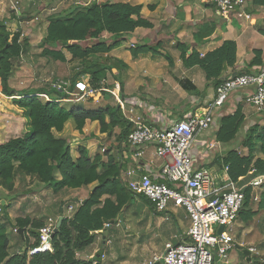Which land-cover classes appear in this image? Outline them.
I'll list each match as a JSON object with an SVG mask.
<instances>
[{
    "label": "trees",
    "instance_id": "1",
    "mask_svg": "<svg viewBox=\"0 0 264 264\" xmlns=\"http://www.w3.org/2000/svg\"><path fill=\"white\" fill-rule=\"evenodd\" d=\"M47 1L25 2L24 10L20 9L19 14L8 10L9 20H16L19 25L22 21L29 22L32 20L27 15L30 13L29 9L37 2L39 6H46ZM141 7L117 2L97 3L92 0L86 6L78 5L72 10L48 17L46 35L41 44L45 47L42 55L79 66V70L72 76L70 92L74 91L77 78L80 80L85 76H89V83L93 88H97L108 75L112 80L108 84L109 89L119 83V71L125 69L126 64L109 54L126 42V37L131 38L136 29L151 27L142 18ZM4 24L6 23H0V94L9 98L17 97L10 101L14 112H19L15 114L22 118L23 127L16 136L0 143V187L10 192L8 195L14 194L11 192L14 191L17 177L34 178L40 184L52 187L55 194L65 189L76 190L93 184L95 186L71 218L62 217V223L51 240L52 252L29 255V251L39 245L38 231L45 225L46 220L36 215L12 220L6 214V206L0 203V264H92L90 261L77 259L75 254L94 242L95 237L91 233L95 235V232L103 229L105 223H117L124 209L134 204L135 196L119 180L122 166L114 155L106 154V162L102 161L100 154L89 159L88 151L82 147L74 160L68 140L57 138L53 132H62L69 120H72L75 130L80 132L86 122H97L100 133L119 128V140L125 141L131 132V126L123 119L117 106L105 105L89 109L83 105L59 104L54 100L72 98L52 89L15 92L9 86V76L13 71V63L19 61L21 54L27 50L28 40L20 32L10 33ZM209 28L202 27L194 34L195 40L204 41L211 34ZM129 48L132 59L150 52L162 56L146 44H131ZM62 50L69 55L68 59ZM186 51L187 49H182L181 52L183 64L187 67L198 65L204 71L205 79L213 82L215 86L225 80L220 78L227 68L235 67L236 45L233 41L223 42L221 47L202 58L197 51L186 56ZM163 57L169 65L172 64L170 56L165 54ZM261 65V54L257 51L247 65V72ZM114 72H118V75ZM37 94L49 95L51 101L44 100ZM244 120L240 106L233 115L222 117L215 134L216 141L224 145L233 142L243 129ZM241 142L242 148H247L246 155L232 150L224 157L223 165L228 167L233 181L244 178L243 181L247 182L258 175H264V125L249 129L243 134ZM55 173L59 174V178L54 177ZM259 190L258 202H255L252 189H244L245 200L240 213L245 212L250 216L256 213L250 207L252 203H257V212L260 209L264 212V181ZM8 195H0V201ZM104 195L108 197L102 200ZM138 198L149 203L142 197ZM250 220L248 217V223ZM54 221L58 220L55 218ZM7 227L16 233L17 230L22 231V235L17 233V236L25 247L23 251L9 254L12 246ZM29 237L34 238L32 244L29 243ZM44 248H48V245Z\"/></svg>",
    "mask_w": 264,
    "mask_h": 264
},
{
    "label": "crops",
    "instance_id": "2",
    "mask_svg": "<svg viewBox=\"0 0 264 264\" xmlns=\"http://www.w3.org/2000/svg\"><path fill=\"white\" fill-rule=\"evenodd\" d=\"M68 1L65 11H60L72 10L78 5L86 6L92 0H48L47 5L52 8L57 2L60 5ZM96 2H117L132 6L141 5V16L151 26L149 28L136 29L131 35L130 41L126 42V45L119 46V51L117 49L111 51L109 56L117 58L126 64L125 69L119 71L120 96L127 102L131 100L135 105L136 113L143 116L146 123L152 127H167L174 121L183 120L191 116L198 112L213 96L216 86L213 82L205 79V73L198 65L187 67L183 64L181 59L182 49H187L186 56H190L192 51H197L199 57L202 58L221 47L223 42L233 41L236 45L235 67L227 68L220 79L224 80L239 73L252 74L264 70V32L261 26V18L264 16V0H246V11H249L248 13L252 16L250 21L238 20L235 17H221L215 12L213 0H96ZM6 3V0H0V23L9 21L8 12H4L7 6ZM46 6H39V10ZM45 11V9L40 10L41 14ZM204 26L210 27L211 34L204 41L197 42L194 34ZM143 41H146L147 43L144 42V44L154 48L162 56L150 52L140 54L136 59H132L129 52L130 45ZM257 51L261 54L262 65L255 66L250 72H247V65L253 60ZM165 54L170 56L172 64L169 65L168 61L163 57ZM114 74L118 75V72H114ZM8 83L15 92L26 91H16V88L12 85V77H9ZM252 92L253 88L249 87L231 93L223 107L215 112L210 127L195 138L190 150L191 162L195 169H206L211 173L221 174L224 169L223 159L227 153L232 150L239 154L242 153L241 141L243 134L255 126L264 125V110L256 112L255 109L245 102V98ZM11 98L0 94V143L6 142L12 136H16L23 127V120L19 114H15L16 111L14 112L11 105ZM109 98H112V102L115 103L111 95ZM239 106L243 115L246 116V118L244 117L243 129L237 138L228 145L217 142L215 134L219 128L221 118L233 115ZM90 124L91 122H86L81 133L75 130L73 125L72 135L75 137H86V135L90 134L87 132L90 129ZM98 132L99 137L106 138L108 133H113L112 145L114 147L106 150V152L104 151V155L101 156L103 162H106L107 155H114L115 159L120 162L122 166L120 181L124 183L128 179L137 180L142 175H148L156 181H161L158 174L165 159L156 156L153 145L145 146L139 150L141 156L136 157V154H138L137 150L130 147L126 140H119L121 132L119 128L109 129L106 133ZM87 142H90V139H87ZM95 155V153L88 152L89 159H92ZM258 157L262 158L261 155H258ZM73 158L75 160L77 156ZM130 170H133L134 173L128 177L127 172ZM57 175L59 176V174ZM241 182L240 185L245 183L243 180ZM94 186L95 184L90 185L87 189L91 190ZM83 189L85 188L73 191L85 192ZM14 195L17 196V192ZM107 197V195H104L102 200ZM86 198H75L74 205H71V207L75 208L78 202H82ZM18 209H20L21 213H24L23 207L20 206ZM63 210L64 207H61L59 215L63 214ZM175 211L177 210L172 209L167 214L170 212L175 213ZM30 213L25 212L24 216ZM64 214H67V207ZM31 215L38 216L37 212ZM120 216L123 217V215ZM48 218L55 219L53 215L47 214L44 220ZM57 218L59 219L61 216ZM111 224L109 225L111 226ZM116 225H119L118 221ZM99 233L102 235H98ZM104 233L105 231L103 230L95 232L94 242L78 254H84L86 261H90L92 264L95 261L97 264H102L106 259V254L103 250L110 243L104 237ZM186 233L179 236L178 241L181 238L186 239ZM238 244L240 246L243 245V247L236 248V245L229 253L226 261L215 257L214 264H264V239L257 246L252 245L247 240ZM245 247H254L258 252V257L256 258L259 259H255L252 254L245 253L247 252ZM24 249L25 247L20 250L17 249L13 254ZM102 256H104L103 260L101 259ZM154 256L158 257L159 255L157 256V253H154ZM116 260L118 259L116 258Z\"/></svg>",
    "mask_w": 264,
    "mask_h": 264
},
{
    "label": "built area",
    "instance_id": "3",
    "mask_svg": "<svg viewBox=\"0 0 264 264\" xmlns=\"http://www.w3.org/2000/svg\"><path fill=\"white\" fill-rule=\"evenodd\" d=\"M23 1L33 3L37 0H6L10 5L8 10L19 14ZM45 1L41 0L42 3ZM213 3L217 14L223 18L235 17L245 21L252 19L251 14L246 11V0H213ZM261 26L264 32V16L261 18ZM83 79L74 82L73 92L69 91L71 84L65 80L55 82L52 89L68 95L75 102L83 103L87 99L99 101L104 94H110L123 119L131 126L126 143L137 150L136 157L141 156L139 150L153 145L156 156L165 159L158 174L161 181L148 175H142L137 180L128 179L124 183L129 192L147 200L158 213L183 208L188 214L190 226L186 239L181 238L177 244H165L164 253L154 256L146 264H214L215 257L226 261L229 253L236 247L232 225L242 210L244 189L250 187L254 191L262 185L264 176H257L240 185L242 179L233 181L228 167H224L221 174L195 169L190 150L195 138L210 127L215 112L223 107L231 93L252 87L253 92L245 98L246 104L256 112L264 110V70L259 73L236 74L225 79L215 87L211 100L198 112L163 128L148 125L143 116L136 113L132 101L123 100L119 83L109 89L107 79H103L97 88H93L89 78L87 81ZM44 98L50 101L47 96ZM133 173V170L128 171V177ZM255 200L258 201L257 195L254 196ZM200 202L204 206L200 207ZM72 211L73 208L68 206L67 214ZM56 224L52 218L46 220L38 231L39 245L30 250L29 255L49 250ZM220 226L223 229L218 233ZM109 227V224L104 225V228ZM45 245L48 248H44ZM247 250L249 254L258 256L254 247Z\"/></svg>",
    "mask_w": 264,
    "mask_h": 264
},
{
    "label": "rangeland",
    "instance_id": "4",
    "mask_svg": "<svg viewBox=\"0 0 264 264\" xmlns=\"http://www.w3.org/2000/svg\"><path fill=\"white\" fill-rule=\"evenodd\" d=\"M25 2L26 1H23L21 3L20 9L23 10ZM68 3L69 1L58 5L57 2L52 6L54 10H50V5H47L45 8L40 9L41 11L43 9L46 10L41 14L40 10L38 11L40 4L37 2V4L30 10V13L27 14L32 18L31 21H22L21 25H19L16 20H9L4 24L10 33L20 32L23 37H27L28 40L27 50L21 54L19 61L13 63V71L9 76L13 79L12 85L16 88V91L37 89L50 91L58 80H65L71 84L72 76L79 70V66L67 61H56L52 57L42 55V51L45 47L41 45L42 39L46 35L48 17L54 14H61L63 11L60 10L65 11V7H67ZM6 4L7 6L4 9V12H8L10 6L8 3ZM129 41L130 38L126 37V42ZM126 42H123L121 45H126ZM144 42L147 43L146 41H143L139 42V45L144 44ZM116 49L119 51V47ZM63 54L66 59L69 58V55L65 51H63ZM82 78L87 81L89 76ZM107 79L110 84L112 81L111 76L108 75ZM37 96L44 100H46L44 96H47L50 99L49 95L38 94ZM109 97L110 94H104L99 101L87 99L84 103L75 102L73 101L74 99H59L63 101L54 100V102L64 105L82 104L85 108L91 109L105 105L114 106L115 103L112 102V98ZM244 117L246 118V116ZM72 126L73 122L72 120H69L65 124V129H63L62 132H53L57 138L68 140L72 159H74L73 157L78 156V150L82 147H87L88 149H86L88 152L100 154L102 156L106 150L114 147L112 145L113 133H108L107 138L99 137V124L97 122H91L90 129L87 130L90 134L86 135V137L73 136L72 131L74 128ZM85 138L90 139V142H87V139ZM242 149L241 154L246 155L247 148ZM54 177L59 178L57 173L54 174ZM87 188L88 187L83 189L85 192L65 189L64 191L55 194L52 191V187L40 184L34 178L29 179V177H17L14 181V191L11 192H17V196L14 194L5 196L0 203L4 202V205L6 206V214L12 220L24 216L25 212H31L29 215L37 212L42 220L47 214L53 215L58 220L57 217H60L61 215H59V213H61V207H64L61 218L63 216L71 218L76 210L75 208H77L81 202H78L75 208L72 207L73 211L70 214H64L66 212V207L74 205L75 198L82 199L83 197H88L92 189L89 190ZM258 188L254 190L255 193L252 192V197L258 195L260 192ZM9 193L10 192L0 187L1 196ZM255 202L258 201L255 200ZM20 206L23 207L24 213H21L20 209H18ZM150 206L151 205L144 200L136 198L132 206L124 209L122 213L123 218L122 220L119 219V225L113 223L110 228L102 229L105 231L104 237L110 242L103 250L106 254V259L102 264H146L149 261H152L154 253H157V256L164 253V246L167 242L176 244L178 237L188 231L190 220L185 209H176L177 211H175V213L170 212L167 214L163 212L158 213ZM250 207L253 212L256 211V213L251 214V216L245 212L239 213L238 218L232 225V235L237 242L236 248H242L243 245L240 246L238 243H244V240L257 246L264 239V212L262 209L257 212V203H252ZM2 213L3 210L1 211V214ZM248 217L251 218L250 223H248ZM6 231L10 236L12 244V249L9 250V254L12 255L17 249H23L24 247L20 244L17 233L9 227H7ZM91 234L95 237L94 233ZM102 234L99 233L98 235ZM33 242L34 238L29 237V243L32 244ZM48 251L52 252V244ZM75 256L79 260H87L84 254L76 253ZM253 256H255V259H259L256 258L258 256ZM116 258L118 260L115 261Z\"/></svg>",
    "mask_w": 264,
    "mask_h": 264
},
{
    "label": "water",
    "instance_id": "5",
    "mask_svg": "<svg viewBox=\"0 0 264 264\" xmlns=\"http://www.w3.org/2000/svg\"><path fill=\"white\" fill-rule=\"evenodd\" d=\"M2 205H4V202H2ZM120 219H122V216H120ZM61 223H62V218H59L58 221H57L56 228L54 230V233H53L52 237L54 236L55 233H57ZM222 229L223 228L220 226L219 230H218V233H220L222 231ZM17 233L22 235V231L21 230H17ZM245 253H248V252H245Z\"/></svg>",
    "mask_w": 264,
    "mask_h": 264
},
{
    "label": "clouds",
    "instance_id": "6",
    "mask_svg": "<svg viewBox=\"0 0 264 264\" xmlns=\"http://www.w3.org/2000/svg\"><path fill=\"white\" fill-rule=\"evenodd\" d=\"M242 74H249V73H242ZM82 79V78H81ZM38 95V94H37ZM225 167V166H224ZM252 172H254V171H252ZM251 172V173H252ZM258 176H264V175H258ZM257 177V176H256ZM255 178V177H254ZM242 180L244 179V178H241ZM253 179V178H252ZM251 180V179H250ZM249 180V181H250ZM248 182V181H247ZM246 183V182H245ZM125 184V183H124ZM244 184V183H243ZM261 187V186H260ZM258 189H260V188H258ZM254 192V191H253ZM255 193V192H254ZM257 196H259V193H258V195ZM123 218V217H122ZM119 219H120V217H119ZM120 220H122V219H120ZM118 222H119V220H117ZM247 252H248V250H247ZM249 253V252H248Z\"/></svg>",
    "mask_w": 264,
    "mask_h": 264
},
{
    "label": "bare ground",
    "instance_id": "7",
    "mask_svg": "<svg viewBox=\"0 0 264 264\" xmlns=\"http://www.w3.org/2000/svg\"><path fill=\"white\" fill-rule=\"evenodd\" d=\"M248 10V9H247ZM216 12V11H215ZM249 12V11H248ZM199 206L202 207L204 206L202 202L199 203Z\"/></svg>",
    "mask_w": 264,
    "mask_h": 264
}]
</instances>
